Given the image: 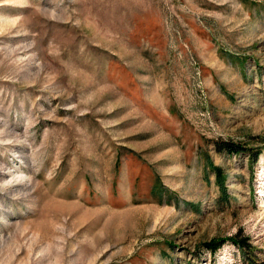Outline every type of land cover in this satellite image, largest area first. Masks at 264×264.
<instances>
[{
  "label": "rangeland",
  "instance_id": "obj_1",
  "mask_svg": "<svg viewBox=\"0 0 264 264\" xmlns=\"http://www.w3.org/2000/svg\"><path fill=\"white\" fill-rule=\"evenodd\" d=\"M0 264H264V0H0Z\"/></svg>",
  "mask_w": 264,
  "mask_h": 264
},
{
  "label": "trees",
  "instance_id": "obj_2",
  "mask_svg": "<svg viewBox=\"0 0 264 264\" xmlns=\"http://www.w3.org/2000/svg\"><path fill=\"white\" fill-rule=\"evenodd\" d=\"M219 146H217V151H222V148H218ZM238 147L237 146H234V145H225V149L223 148L224 151H230L231 153H233L234 151H236L235 149H237ZM219 171V170H217ZM218 177H220V171L218 172ZM233 245H238L240 246V242L238 241V238L237 237H232L229 239ZM225 239H222V240H212L210 241L209 243L206 244V247L211 251V252H215L217 251L219 248L222 247V245L225 243Z\"/></svg>",
  "mask_w": 264,
  "mask_h": 264
}]
</instances>
